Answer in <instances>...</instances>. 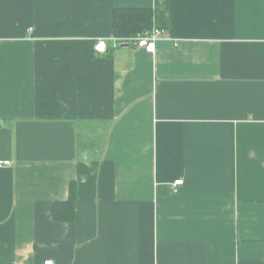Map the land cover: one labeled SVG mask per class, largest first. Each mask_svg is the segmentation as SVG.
I'll return each instance as SVG.
<instances>
[{
	"label": "crops",
	"instance_id": "0c3cea01",
	"mask_svg": "<svg viewBox=\"0 0 264 264\" xmlns=\"http://www.w3.org/2000/svg\"><path fill=\"white\" fill-rule=\"evenodd\" d=\"M0 161L1 263L264 264V0H0Z\"/></svg>",
	"mask_w": 264,
	"mask_h": 264
},
{
	"label": "trees",
	"instance_id": "16d2710c",
	"mask_svg": "<svg viewBox=\"0 0 264 264\" xmlns=\"http://www.w3.org/2000/svg\"><path fill=\"white\" fill-rule=\"evenodd\" d=\"M152 28V11L143 8L115 9L112 15V34L116 38H131ZM57 221H72L74 218V190L70 185L67 201L57 202L52 208ZM0 264H7L1 263Z\"/></svg>",
	"mask_w": 264,
	"mask_h": 264
},
{
	"label": "built area",
	"instance_id": "2783aa9c",
	"mask_svg": "<svg viewBox=\"0 0 264 264\" xmlns=\"http://www.w3.org/2000/svg\"><path fill=\"white\" fill-rule=\"evenodd\" d=\"M161 31L157 28L152 27L150 30L145 31L143 33L138 34L135 37L131 38H116L112 37L111 43L114 47H118L120 45H132L139 49H144L147 52L153 53L156 48V42L160 39ZM106 41L103 39H99L95 42L93 46V50L96 52H104L106 49ZM7 162L0 161V166L7 165ZM181 181H175L173 185L176 187L179 185ZM43 264H54L51 261H46Z\"/></svg>",
	"mask_w": 264,
	"mask_h": 264
},
{
	"label": "water",
	"instance_id": "95a60500",
	"mask_svg": "<svg viewBox=\"0 0 264 264\" xmlns=\"http://www.w3.org/2000/svg\"><path fill=\"white\" fill-rule=\"evenodd\" d=\"M125 46H127V45H125Z\"/></svg>",
	"mask_w": 264,
	"mask_h": 264
}]
</instances>
